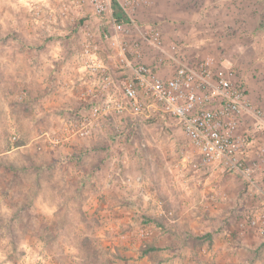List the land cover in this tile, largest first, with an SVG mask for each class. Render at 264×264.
<instances>
[{
  "label": "rangeland",
  "instance_id": "rangeland-1",
  "mask_svg": "<svg viewBox=\"0 0 264 264\" xmlns=\"http://www.w3.org/2000/svg\"><path fill=\"white\" fill-rule=\"evenodd\" d=\"M50 1L0 0V264H181L184 258L189 264H225V256L217 262L208 253L213 244L207 231L222 227L227 213L232 219L228 245L237 253L228 264H264V236L245 222L256 208L249 205L247 194L256 172L252 169L258 170L255 182L264 183V0H136L135 11L128 15L125 38L142 60L149 57L151 65L171 56L192 65L207 61L244 92L246 109L236 131L248 135L250 180L225 171L228 175L214 184L218 216L199 208L204 220L220 224L196 222L200 234L185 241L173 232L176 224L168 229L172 236L165 234L167 217L181 212L175 188L169 202L173 212L166 205L165 171L193 167L183 160L190 149L178 128L144 118L117 127L107 121L92 135L97 144L80 146L89 137H74L64 147L46 143L45 133L50 137L59 130L67 108L59 122L39 117L35 97L17 86L25 77L22 60L31 59L37 41L64 42L60 55L69 63L64 75L78 76L73 57L84 25L77 15L60 28L58 21L41 23L36 13L42 15L44 4L57 6ZM88 25L100 56L111 65L105 58L110 51L107 38L95 29L97 24ZM152 30L161 33L158 45L144 38ZM71 42L74 47L69 49ZM169 64L170 70L174 63ZM198 180L203 187L210 182L202 172ZM255 194L254 202H264L263 193Z\"/></svg>",
  "mask_w": 264,
  "mask_h": 264
},
{
  "label": "built area",
  "instance_id": "built-area-1",
  "mask_svg": "<svg viewBox=\"0 0 264 264\" xmlns=\"http://www.w3.org/2000/svg\"><path fill=\"white\" fill-rule=\"evenodd\" d=\"M52 2L57 6L43 3L42 15L36 13L41 23L53 25L58 21L60 28L77 15L84 18V25L73 57L75 71L80 73L64 83L77 104L67 108L58 131L50 137L45 133L47 144L64 147L74 137L92 136L107 121L117 127L126 120L133 123L141 118L153 119L181 131L190 149L184 161L195 167L241 173L250 180L248 135L236 131L246 100L243 90L233 87L223 70H212L207 61L192 65L174 56L161 59L157 65L143 62L140 52L131 50L132 43L125 38L128 23L118 22L112 8L116 2L128 19L135 11L136 0ZM90 23L105 27L103 35L108 41L111 65L100 56ZM160 36L159 30H152L144 38L148 44L158 45ZM169 60L174 63L170 70L165 68ZM245 219L247 227L264 236V202L248 212Z\"/></svg>",
  "mask_w": 264,
  "mask_h": 264
},
{
  "label": "crops",
  "instance_id": "crops-1",
  "mask_svg": "<svg viewBox=\"0 0 264 264\" xmlns=\"http://www.w3.org/2000/svg\"><path fill=\"white\" fill-rule=\"evenodd\" d=\"M97 24V26H94L95 29L102 30V32H105V27L102 24ZM94 29V30H95ZM104 37V35H103ZM38 45L34 46L30 43V48L32 47L34 50V54L31 57V59H24L23 64L24 69L22 71L25 74L24 80H22L21 84L19 85L17 82L18 87H23L26 90L27 94H30L32 97H35V100L33 101V105L38 106V113L39 117L41 116H47L48 119L54 118V122H59L60 118L62 117L63 111L65 112V108L73 107L77 103V99L73 94L70 93V89L67 85L64 83L67 82L70 79L68 75H64V68L65 71L67 67H69V63L65 61V58H62L60 55V51L63 50L65 44L64 42H44L41 43V41H37ZM11 44V43H8ZM32 45V46H31ZM21 47V46H20ZM29 47V46H28ZM28 47L26 49H28ZM67 47L73 48L74 44L71 42L67 44ZM19 48V46H18ZM51 50H50V49ZM49 51V52H48ZM24 52V51H23ZM106 59H110L107 56H105ZM112 61V59H110ZM143 62L147 64H154L150 60L149 57H144ZM26 65L28 67H26ZM63 65V66H61ZM169 62L165 64V68L168 67ZM28 68V72L26 69ZM65 78V79H64ZM64 79L63 82H61ZM60 82V83H59ZM2 92V91H1ZM5 92V91H4ZM7 93V91H6ZM74 102V105L73 103ZM6 108L7 105L3 104ZM43 114V115H42ZM102 131V130H101ZM97 132L95 133V135ZM91 136L87 139H84L80 141V146H88V145H94L97 144L98 139L96 136ZM36 138V137H35ZM35 138H32L28 143H31L34 141ZM71 144V143H70ZM254 154V153H252ZM259 155V154H258ZM250 156H256L251 155ZM263 156L259 157L262 159ZM61 160H63L61 157H59ZM57 159V160H60ZM193 166V167H192ZM191 170L189 169H172L171 167H168L167 171H165V189L166 190V200L168 201L167 206L171 207L169 202L174 201V195H175V188L179 195H177V198L179 199L178 202V208L180 209V215L178 217H167L168 223L166 228V235L172 236V233L168 232L169 227L173 230V225H177V231H173L176 235H179V239L182 240H188L190 236H196L200 233L198 232V226L195 225L196 222H203L202 225H208L211 226V223L213 224V221L215 224H220V222L215 219L211 221L204 220V213H200V206L203 208H209L210 214L217 215L220 213V210L218 209V195L216 188L214 187L215 181L218 180V178L227 176L228 174H224L226 170L221 169H212L209 167H204L203 169L196 168L194 165H192ZM81 174H85L83 169H79ZM181 170V171H178ZM98 171V169H97ZM255 174L258 172L257 169H252ZM200 172L206 174L208 176V180L206 182H209L208 185H204V187L201 185L202 183L198 180ZM228 172V171H227ZM230 173V172H229ZM255 174L253 175V180L250 182L249 190L247 192L248 196L251 198V203L249 205H255V207L258 206L259 203L263 202H254L253 199H257V196L255 192H261V194H264V183L260 180L261 185L257 182H255ZM189 179L192 180L194 184L188 185ZM181 180V181H180ZM173 190V191H172ZM174 194V195H173ZM259 196V195H258ZM247 197V198H249ZM172 208V207H171ZM170 211V210H169ZM170 212H173V208ZM217 213V214H216ZM230 214L227 213V215H224L226 218L225 221L221 222L222 227L218 229L217 231H213L212 227H209V231H207L211 236V243L213 244V247L208 251V253H211L214 258L217 259L221 256H225V259L228 260V264L230 262L233 263L234 257L237 256V253L232 251L231 247L228 245L229 242L232 240L230 237V233L227 231L228 228V222H230L232 219H230ZM203 218L204 221H200V219ZM206 219V218H205ZM199 220V221H198ZM218 222V223H216ZM180 229L184 230L183 235L180 234ZM200 231V230H199ZM206 232V231H205ZM201 236V235H200ZM243 237V236H242ZM215 240L217 242H215ZM229 241V242H228ZM205 250V249H204ZM206 251V250H205ZM167 254H169L170 249H167ZM250 251H247V255L250 256ZM183 254V253H180ZM167 256V255H166ZM233 258V259H230ZM230 261V262H229ZM193 262V261H192ZM195 263L197 261H194ZM191 263V260H186L184 258L183 263L181 264H189ZM238 264V263H236ZM239 264H247V262L242 261Z\"/></svg>",
  "mask_w": 264,
  "mask_h": 264
},
{
  "label": "trees",
  "instance_id": "trees-1",
  "mask_svg": "<svg viewBox=\"0 0 264 264\" xmlns=\"http://www.w3.org/2000/svg\"><path fill=\"white\" fill-rule=\"evenodd\" d=\"M112 8H113V15L115 16V19L118 22L128 23V19L126 18L125 14L123 13V11L116 2H113Z\"/></svg>",
  "mask_w": 264,
  "mask_h": 264
}]
</instances>
